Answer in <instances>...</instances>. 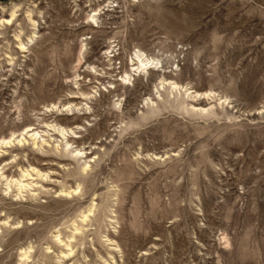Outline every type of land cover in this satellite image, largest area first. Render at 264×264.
<instances>
[{
    "label": "rangeland",
    "instance_id": "rangeland-1",
    "mask_svg": "<svg viewBox=\"0 0 264 264\" xmlns=\"http://www.w3.org/2000/svg\"><path fill=\"white\" fill-rule=\"evenodd\" d=\"M0 264H264V0H0Z\"/></svg>",
    "mask_w": 264,
    "mask_h": 264
},
{
    "label": "bare ground",
    "instance_id": "bare-ground-1",
    "mask_svg": "<svg viewBox=\"0 0 264 264\" xmlns=\"http://www.w3.org/2000/svg\"><path fill=\"white\" fill-rule=\"evenodd\" d=\"M4 22H6V23H10V19H5V20H3ZM20 47H21V49L23 48V45L21 44L20 45ZM20 49V48H19ZM31 131H33V128L32 127H30V128H28L27 129V133H29V132H31ZM36 134V132H34L32 135L34 136ZM10 140L9 139H4L2 142L3 143H8Z\"/></svg>",
    "mask_w": 264,
    "mask_h": 264
}]
</instances>
